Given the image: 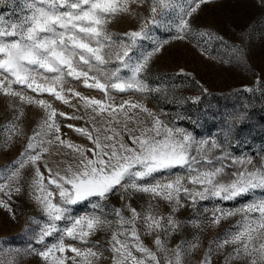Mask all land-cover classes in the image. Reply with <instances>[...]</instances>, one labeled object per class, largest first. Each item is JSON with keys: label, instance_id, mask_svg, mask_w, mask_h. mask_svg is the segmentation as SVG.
Returning a JSON list of instances; mask_svg holds the SVG:
<instances>
[{"label": "snow or ice", "instance_id": "obj_1", "mask_svg": "<svg viewBox=\"0 0 264 264\" xmlns=\"http://www.w3.org/2000/svg\"><path fill=\"white\" fill-rule=\"evenodd\" d=\"M145 2L24 0L23 10L27 14L20 19L9 21L0 15V94L43 111L20 158L10 169L0 170L3 181L0 193L9 199L13 193L20 194L24 170L32 169L29 194L45 217L39 225L37 242L56 237V242L43 251L32 250L45 264H100L109 259L105 252L111 254V264H185V257L200 247L199 237L180 241L172 248L167 246L181 228L174 213L185 206V201L195 205L197 201L217 198L229 201L256 190L264 192V156L259 165L253 164L251 156L232 157L228 152L212 157L211 153L221 147L215 140H197L183 128L170 127L138 101L114 102L112 92L147 96L160 91L149 85L146 73L152 57L168 41L155 40L149 26H162L158 13L162 17L172 7L171 0H151L149 16L141 19L138 30L122 36L109 30L118 17L138 15L133 5L142 7ZM194 2V7L180 9L174 39H185L192 33L189 18L201 4L213 0ZM199 35L211 34L200 32ZM145 40H151L155 46L150 51H139ZM66 78L81 82L85 88L99 90L103 99L65 89ZM13 85L21 86V90ZM23 89L37 95L48 93L64 104H70L66 92L71 93L78 98L85 115L57 112L47 100L26 95ZM18 111L23 115L22 108ZM58 115L66 119L86 116L91 129L73 124L65 127L86 138L91 147L64 139L66 133L57 122ZM8 131L9 139L12 133L21 134L14 121ZM45 156L60 158L54 162L55 170ZM227 159L238 165L239 170L224 181L225 170L231 166L223 163ZM41 164L47 176L41 171ZM176 169H183L186 175L174 172ZM136 193L149 197L147 207L141 211L130 203ZM116 194L125 203L121 208L111 209L115 219L110 220L104 202ZM157 199L171 206L167 216L156 211L158 206L152 201ZM85 201L93 211L73 216L72 206ZM0 206L9 207L2 199ZM237 215L240 219L232 229L222 238L209 242L199 264H212L213 255L226 246L232 250L224 256L223 264H264V197L236 209L216 207L209 224L218 226L222 220ZM107 230L111 232L107 247L100 241H92L97 232ZM142 235L154 236V248L144 243ZM65 239L84 247L66 244Z\"/></svg>", "mask_w": 264, "mask_h": 264}, {"label": "rangeland", "instance_id": "obj_2", "mask_svg": "<svg viewBox=\"0 0 264 264\" xmlns=\"http://www.w3.org/2000/svg\"><path fill=\"white\" fill-rule=\"evenodd\" d=\"M171 2L172 7L162 17L158 13L162 26L157 28L149 26L150 34L155 40L168 41L162 50L152 57L146 73L149 85L159 88L160 91L152 92L147 96L133 92H112L114 102L118 104L128 99L138 101L159 115L160 119L170 127L183 128L197 140H215L221 147L211 153L212 157L228 152L232 157L251 156L253 164L259 165L260 158L264 156V133L251 135L231 130L223 122L213 123L212 118L208 119V113L205 110L190 112L185 101L198 98L203 93H228L256 89L264 91V0H213L212 3L201 4L197 12L189 18L193 31L187 34L185 39H174L177 36L175 24L178 22L180 9L194 7L195 2L194 0H171ZM23 4L24 0H6L0 3V15L9 21H16L27 14L23 10ZM150 4L151 0H146L142 7L133 5L138 15L118 17L109 25V30L118 36L128 31L138 30L141 19L149 16ZM200 32L211 35L201 36ZM154 46L151 40H145L141 42L138 50L150 51ZM13 87L21 90L19 85H13ZM64 87L75 89L88 97L103 99V93L99 90L85 88L81 82L72 78H66ZM23 91L26 95L47 100L57 112L67 113L68 116L85 115V110L79 105L78 98L72 97L71 93L66 92L70 98V104H64L48 93L37 95L28 89H23ZM258 97L254 96V100L257 101ZM255 101L252 105H255ZM71 105H77V108ZM20 108L23 109V115H19ZM18 115L19 119H15ZM42 116L43 111L39 107L21 105L18 99L0 94V170L10 169L13 163L20 158L19 154L24 151L27 139L32 136ZM224 117L229 120L230 114L225 113ZM56 119L62 132L66 133L64 139L91 147L86 138L65 127L67 124H73L76 127L91 129L92 125L86 123V116L85 119H66L58 115ZM99 119V117L96 118L97 121ZM13 121L21 134L12 133L9 139L8 126ZM45 159L49 160V166L55 170L54 162L60 158L45 156ZM223 163L231 165L226 168V175L222 177L224 181H228L231 179V173L239 170V166L232 165L231 159ZM251 167L252 165H249V168ZM41 171L47 176L42 164ZM174 172L186 175L183 169H176ZM31 178L32 169L29 167L24 170L23 191L20 194L13 193L9 199L0 193V199L9 206L7 208L0 206V264H7L8 261H12L13 264H45V261L32 250L43 251L46 246L56 242L55 236L46 238L43 243L37 242L39 225L45 217L40 206L29 194L28 183ZM2 182L0 180V183ZM188 187L192 185L189 184ZM262 197H264V192L256 190L229 201L217 198L197 201L195 205L190 201H185V206L174 213L175 218L181 222V228L167 242V246L172 248L180 241H190L198 236L200 247L185 257V264H199L209 242L218 237L222 238L240 219L239 215L228 217L218 226L213 227L209 224L212 210L216 207L226 210L236 209L250 200H258ZM148 202L149 197L142 193H136L130 198L132 207L137 208L138 211L146 208ZM152 202L158 206L156 211L159 214L167 216L171 212V206L165 201L157 199ZM104 203L106 211L109 212L107 218L114 220L111 209L123 207L125 201L121 200L120 194H116L110 196ZM92 211L87 201L72 206L73 216ZM124 214L129 215L126 209ZM196 224H199V227H196ZM62 226L63 222H61ZM110 234V230L99 231L91 239L100 241L104 247H107ZM141 239L148 247L154 248L152 243L154 236L142 235ZM65 243L84 247L68 239H65ZM231 250L230 246H226L214 254L212 264H223L224 256ZM68 255L72 254L69 252ZM105 256L109 259L102 260L100 264H111V254L105 252Z\"/></svg>", "mask_w": 264, "mask_h": 264}, {"label": "trees", "instance_id": "obj_3", "mask_svg": "<svg viewBox=\"0 0 264 264\" xmlns=\"http://www.w3.org/2000/svg\"><path fill=\"white\" fill-rule=\"evenodd\" d=\"M254 96H259L257 101ZM254 101L255 105H252ZM185 102L190 112L205 110L213 123L223 122L231 130L251 135L264 133V91L260 89L203 93ZM225 113L230 114L229 120L225 119Z\"/></svg>", "mask_w": 264, "mask_h": 264}]
</instances>
